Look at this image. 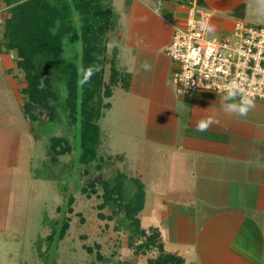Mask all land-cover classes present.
Here are the masks:
<instances>
[{"label": "crops", "instance_id": "crops-1", "mask_svg": "<svg viewBox=\"0 0 264 264\" xmlns=\"http://www.w3.org/2000/svg\"><path fill=\"white\" fill-rule=\"evenodd\" d=\"M198 1L212 13L213 31L224 27L213 13H232L240 5L247 11L251 3V0H124L120 6L124 14L118 17L108 42L109 51L112 40H117L120 46L113 47L111 52L132 66L131 71L126 66L121 69L131 74L129 89L120 88L147 93L154 100L150 102V121L155 115L164 123L169 112L177 119L180 117L182 123L178 129V120L175 122L173 133H165L162 129L165 124H161L153 138L161 143L169 141L164 145L173 150L168 151L167 180L163 187L151 188V210L139 219L142 228H157L165 252L182 257L185 264H261L264 108L254 107L246 116H237L223 111L232 98L199 92L188 97L192 108L183 122L181 112H186L188 98L178 97L183 103L181 112L175 111V102L169 106L166 102L167 80L173 67L167 47L175 28L185 24L189 9ZM145 60L152 65L150 72L140 70ZM208 118L216 123L205 132L196 131L197 122ZM146 197L147 191L144 206Z\"/></svg>", "mask_w": 264, "mask_h": 264}, {"label": "rangeland", "instance_id": "rangeland-1", "mask_svg": "<svg viewBox=\"0 0 264 264\" xmlns=\"http://www.w3.org/2000/svg\"><path fill=\"white\" fill-rule=\"evenodd\" d=\"M111 1L118 21V17L124 14L120 8L124 0ZM207 12L212 15L211 11ZM213 14L222 20L224 27L219 31L211 30L209 37L229 32L239 19L249 26L264 27V11L258 10L255 0H251L242 17L228 11ZM111 45L107 53L106 79L110 71L108 63L113 59L120 69L126 66V70L131 71L132 68L125 58L118 59L119 55L115 58L111 52L120 43L113 39ZM10 56V52L0 55V264H111L116 260L147 264V259L155 257L156 251L136 255L127 244V232L119 219L107 220L99 216L100 213L111 214L110 208L102 211L98 208L103 193L100 181L123 173L126 199L132 198L137 191L135 179L144 182L147 197L140 219L141 215L143 218L144 214H149L153 204L151 188L164 186L167 180L165 170L169 168L168 151L173 150L170 145H164L169 141L161 143L153 138L161 124H165L162 128L165 133H173L176 126L181 128L180 114L177 119L172 113H166L164 123L153 115L150 121V102L154 100L147 93L126 92L115 87L112 97L105 100L111 107L104 110L99 122L102 143L98 149V161L80 164L73 150L52 163L48 137L66 135L73 144L72 132L61 124L51 132L47 127L39 126H35L32 132L21 106L20 90L25 86L23 73L16 69L15 60ZM8 69L13 71L9 73ZM167 87V105L175 102V111L181 112L183 103L174 91L171 69ZM186 101V112H181L183 122L192 108L191 100ZM233 102H239V99L234 98ZM254 105L258 109L264 108L262 102H254ZM91 182L96 184L98 194L91 193ZM83 188L88 190L90 197ZM67 191L74 197L73 212L66 213L70 228L61 241L49 243L46 236L55 228V221L61 215L59 207L64 204ZM96 244L101 246L104 262L96 259ZM86 246L94 248L93 253H88Z\"/></svg>", "mask_w": 264, "mask_h": 264}, {"label": "trees", "instance_id": "trees-1", "mask_svg": "<svg viewBox=\"0 0 264 264\" xmlns=\"http://www.w3.org/2000/svg\"><path fill=\"white\" fill-rule=\"evenodd\" d=\"M8 7L3 23L0 53H13L15 67L23 73L25 86L20 90L22 110L32 132L47 127L54 131L58 124L72 132L73 144L66 135L49 136L50 160L76 151V160L89 165L98 161L102 143L99 125L104 110L111 107L105 101L113 95L115 87L128 90L131 74L110 61L106 79L108 42L116 28L115 9L111 0H2ZM198 6L204 7L198 1ZM244 5L233 14L242 17ZM114 56V55H113ZM115 57V56H114ZM9 73L13 70L8 69ZM91 76L88 78V73ZM87 79L82 86L79 83ZM47 132V133H48ZM102 161V160H101ZM101 168L100 165L97 166ZM118 173L112 179H102L100 211L110 208L111 214L100 213L102 219L118 218L127 232V244L136 255L156 251L147 264H185L184 259L166 253L157 228L141 227L139 214L144 208L145 188L135 179L137 191L132 198L125 197V176ZM97 186L89 183L91 193L98 194ZM83 192L90 197L86 188ZM126 199V200H125ZM74 197L67 191L61 215L55 228L46 236L49 243H58L67 234L73 212ZM120 224L119 227H120ZM118 229V227H117ZM88 253L94 248L86 246ZM96 259L104 262L101 246ZM111 264H137L116 260Z\"/></svg>", "mask_w": 264, "mask_h": 264}, {"label": "built area", "instance_id": "built-area-1", "mask_svg": "<svg viewBox=\"0 0 264 264\" xmlns=\"http://www.w3.org/2000/svg\"><path fill=\"white\" fill-rule=\"evenodd\" d=\"M7 10L0 0V45ZM210 22L211 15L193 4L185 24L173 32L167 55L173 63L176 94L186 97L208 91L227 97L226 85L235 81L239 85L235 98L247 96L264 103V27L239 19L229 32L209 37Z\"/></svg>", "mask_w": 264, "mask_h": 264}, {"label": "clouds", "instance_id": "clouds-1", "mask_svg": "<svg viewBox=\"0 0 264 264\" xmlns=\"http://www.w3.org/2000/svg\"><path fill=\"white\" fill-rule=\"evenodd\" d=\"M256 3L258 5V10L264 11V0H256ZM140 70L144 72H150L152 70V65L147 60H145L140 64ZM90 76L91 71L88 73V78H90ZM79 83L82 86L84 83H87V79L82 80ZM226 87L228 89V96L226 98H232L234 100L239 91V85L235 81H232L226 85ZM254 106V101L251 98L242 96L239 102H233L225 105L223 111L237 116H246L250 109H252ZM213 123H216V121L211 118L201 119L196 124V131L205 132Z\"/></svg>", "mask_w": 264, "mask_h": 264}]
</instances>
